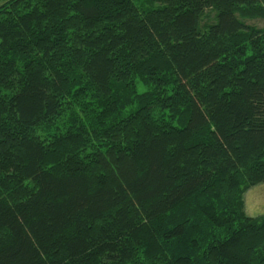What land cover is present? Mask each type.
<instances>
[{
    "label": "trees",
    "instance_id": "trees-1",
    "mask_svg": "<svg viewBox=\"0 0 264 264\" xmlns=\"http://www.w3.org/2000/svg\"><path fill=\"white\" fill-rule=\"evenodd\" d=\"M148 1H1L0 264H264V0Z\"/></svg>",
    "mask_w": 264,
    "mask_h": 264
},
{
    "label": "rangeland",
    "instance_id": "rangeland-1",
    "mask_svg": "<svg viewBox=\"0 0 264 264\" xmlns=\"http://www.w3.org/2000/svg\"><path fill=\"white\" fill-rule=\"evenodd\" d=\"M1 1L2 0H0V3ZM148 2V0H136L139 7L148 5ZM212 20L213 15H210L208 19H205V22H211ZM245 23L258 28H264V19L262 18L247 19L245 20ZM135 86L139 92L144 90L145 87L140 81H137ZM240 198L242 200V210L245 215L249 217L264 215V182L250 187H241ZM197 201L200 204V200ZM201 203L203 202L201 201Z\"/></svg>",
    "mask_w": 264,
    "mask_h": 264
}]
</instances>
